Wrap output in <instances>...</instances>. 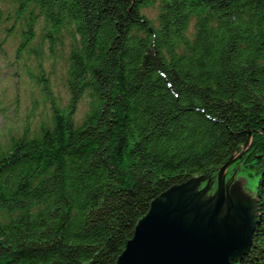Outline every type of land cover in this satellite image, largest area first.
Listing matches in <instances>:
<instances>
[{"label":"trees","instance_id":"1","mask_svg":"<svg viewBox=\"0 0 264 264\" xmlns=\"http://www.w3.org/2000/svg\"><path fill=\"white\" fill-rule=\"evenodd\" d=\"M14 1L29 13L18 57L37 16L52 43L71 36L70 101L0 152V264H115L157 196L217 171L250 131L231 166L257 179L239 264H264V0H158L157 24L156 0Z\"/></svg>","mask_w":264,"mask_h":264},{"label":"water","instance_id":"2","mask_svg":"<svg viewBox=\"0 0 264 264\" xmlns=\"http://www.w3.org/2000/svg\"><path fill=\"white\" fill-rule=\"evenodd\" d=\"M217 171L175 184L152 202L115 264H239L258 223V198L230 167L251 145Z\"/></svg>","mask_w":264,"mask_h":264},{"label":"rangeland","instance_id":"3","mask_svg":"<svg viewBox=\"0 0 264 264\" xmlns=\"http://www.w3.org/2000/svg\"><path fill=\"white\" fill-rule=\"evenodd\" d=\"M16 9L14 0H0V152L7 150L11 138L21 136L28 126L31 137L40 135L43 126L53 128L55 106L67 111L70 101L67 78L71 36L65 31L57 43H52L43 17L37 16L31 49L18 57L22 40L20 24L24 22L26 29L29 13L18 19ZM144 13L157 24L160 2L156 0L145 7ZM89 108L90 97L85 95L73 115L76 126L82 123ZM238 174L254 191L256 177L245 170H239Z\"/></svg>","mask_w":264,"mask_h":264}]
</instances>
